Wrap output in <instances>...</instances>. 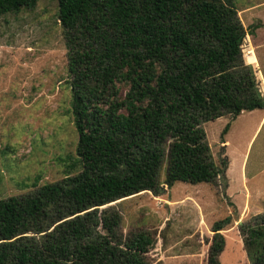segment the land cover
Listing matches in <instances>:
<instances>
[{
    "label": "trees",
    "instance_id": "trees-1",
    "mask_svg": "<svg viewBox=\"0 0 264 264\" xmlns=\"http://www.w3.org/2000/svg\"><path fill=\"white\" fill-rule=\"evenodd\" d=\"M36 1L0 0V15ZM57 1L82 169L0 199V264H149L156 239L125 236L107 206L177 182L217 183L203 125L264 110L242 49L253 32L234 0ZM231 223H214L209 264H220ZM240 234L252 264H264V213Z\"/></svg>",
    "mask_w": 264,
    "mask_h": 264
},
{
    "label": "rangeland",
    "instance_id": "rangeland-1",
    "mask_svg": "<svg viewBox=\"0 0 264 264\" xmlns=\"http://www.w3.org/2000/svg\"><path fill=\"white\" fill-rule=\"evenodd\" d=\"M234 2L244 28L253 32L242 49L264 95V0ZM203 128L222 172L216 184L177 182L163 185L157 196L143 192L107 206L122 215L125 236L146 231L156 239L149 264H209L212 227L229 216L220 264H252L240 225L264 213V110L226 115ZM78 146L58 1L37 0L1 14L0 199L78 174ZM166 171L167 158L162 182Z\"/></svg>",
    "mask_w": 264,
    "mask_h": 264
},
{
    "label": "bare ground",
    "instance_id": "bare-ground-1",
    "mask_svg": "<svg viewBox=\"0 0 264 264\" xmlns=\"http://www.w3.org/2000/svg\"><path fill=\"white\" fill-rule=\"evenodd\" d=\"M250 53H251V54H254V52H253V51H251Z\"/></svg>",
    "mask_w": 264,
    "mask_h": 264
},
{
    "label": "crops",
    "instance_id": "crops-1",
    "mask_svg": "<svg viewBox=\"0 0 264 264\" xmlns=\"http://www.w3.org/2000/svg\"><path fill=\"white\" fill-rule=\"evenodd\" d=\"M251 63H254V62H251Z\"/></svg>",
    "mask_w": 264,
    "mask_h": 264
}]
</instances>
